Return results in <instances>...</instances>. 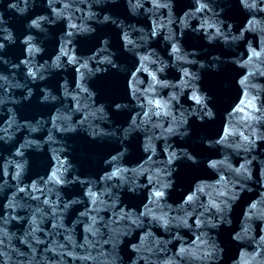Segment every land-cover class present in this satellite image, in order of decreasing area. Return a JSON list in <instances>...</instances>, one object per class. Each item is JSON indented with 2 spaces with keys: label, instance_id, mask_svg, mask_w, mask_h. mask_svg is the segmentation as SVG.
I'll return each instance as SVG.
<instances>
[{
  "label": "water",
  "instance_id": "obj_1",
  "mask_svg": "<svg viewBox=\"0 0 264 264\" xmlns=\"http://www.w3.org/2000/svg\"><path fill=\"white\" fill-rule=\"evenodd\" d=\"M0 264H264V0H0Z\"/></svg>",
  "mask_w": 264,
  "mask_h": 264
}]
</instances>
